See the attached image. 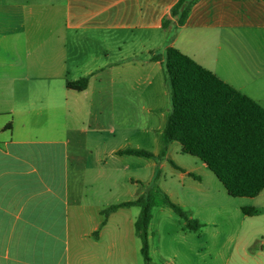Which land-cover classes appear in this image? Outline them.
<instances>
[{
  "label": "crops",
  "instance_id": "crops-1",
  "mask_svg": "<svg viewBox=\"0 0 264 264\" xmlns=\"http://www.w3.org/2000/svg\"><path fill=\"white\" fill-rule=\"evenodd\" d=\"M178 1L0 0V264H73L74 236L80 263L89 264L87 241L91 259L124 264L125 221L115 231L110 224L134 208L103 228L101 211L126 182L136 199L139 183L157 179L199 221L216 206L222 183L178 142L160 164L119 154L162 150L171 96L152 57L168 47L264 107L253 89L264 86V0H200L179 28L171 17ZM126 37L141 41L142 56H122ZM82 78L84 91L67 87ZM88 211L97 219L87 222ZM107 230L111 252L100 247Z\"/></svg>",
  "mask_w": 264,
  "mask_h": 264
},
{
  "label": "trees",
  "instance_id": "trees-1",
  "mask_svg": "<svg viewBox=\"0 0 264 264\" xmlns=\"http://www.w3.org/2000/svg\"><path fill=\"white\" fill-rule=\"evenodd\" d=\"M199 1L179 0L173 6L171 17L177 20L178 28L186 24ZM170 24L171 20L165 19L163 28L168 29ZM152 60L162 62L171 96L162 150L157 157L140 149L124 150L119 154L156 158L160 164L166 158L168 145L178 142L184 154L200 159L208 167L229 196L258 197L264 191V107L174 47H168L164 56L156 55ZM88 83V78H82L68 82L67 87L84 91ZM171 164L178 168L173 162ZM159 174L158 168L156 176ZM139 184L144 192L138 198L101 211V228L118 210L138 208L135 233L142 243L145 264H151L150 225L155 208L171 209L185 221L188 232H197L203 226L157 185V179L147 185ZM242 211L249 217L259 213L254 208Z\"/></svg>",
  "mask_w": 264,
  "mask_h": 264
},
{
  "label": "rangeland",
  "instance_id": "rangeland-1",
  "mask_svg": "<svg viewBox=\"0 0 264 264\" xmlns=\"http://www.w3.org/2000/svg\"><path fill=\"white\" fill-rule=\"evenodd\" d=\"M142 47L138 38L126 37L122 56H142L141 54L144 52ZM109 55L111 60L120 59L121 57V54L117 53L110 52ZM253 89L259 93L264 103V86L253 85ZM187 156L193 159V156ZM194 159L202 163L198 158L194 157ZM165 178L169 180L166 172ZM157 185L160 186L158 183ZM163 186H166V184L163 183ZM139 187L140 191L144 192L143 187L141 185ZM135 193V188L129 182H126L123 191L114 193V195L110 194L103 199V204L105 208H108L114 204L133 200L137 196ZM134 195L135 197H133ZM182 198L187 204L188 198ZM188 208L194 215L199 214L195 207L190 206ZM243 208H254L259 213L256 216L249 217L243 213ZM184 210L186 209L184 208ZM138 211V208L121 211L110 224V231H115L117 226L125 221L124 264H145L141 254V240L135 234L134 228L130 227L129 229L128 227L131 216L137 214ZM153 215L154 220L150 239L151 264H264V191L255 198H233L221 186V195L216 206L206 208L200 214L202 219L197 221L203 227L197 232L186 231L185 221L169 208H155ZM89 217L91 221L94 218L97 219V215L90 213V211L84 215L87 222ZM84 218L83 223H85ZM87 227V224H83L82 230L86 231ZM105 233L104 241L100 247L111 252V249H109L111 243L108 241L111 235L107 234L108 230ZM72 242H74L72 247L74 250L73 264H85L84 261L80 263L77 258L78 241L76 236H74ZM89 246L90 244L87 241L82 246V252L83 247L87 249L83 254L89 256V264H102L103 262L98 260L97 257L91 259ZM96 248L100 250L98 246ZM107 264L119 263L110 258Z\"/></svg>",
  "mask_w": 264,
  "mask_h": 264
}]
</instances>
